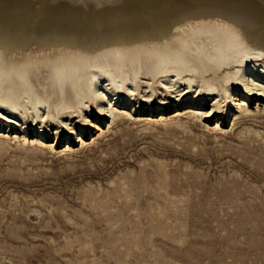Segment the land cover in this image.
<instances>
[{"label": "rangeland", "instance_id": "obj_1", "mask_svg": "<svg viewBox=\"0 0 264 264\" xmlns=\"http://www.w3.org/2000/svg\"><path fill=\"white\" fill-rule=\"evenodd\" d=\"M177 105L57 155L0 131V264H264V118L218 131Z\"/></svg>", "mask_w": 264, "mask_h": 264}, {"label": "bare ground", "instance_id": "obj_2", "mask_svg": "<svg viewBox=\"0 0 264 264\" xmlns=\"http://www.w3.org/2000/svg\"><path fill=\"white\" fill-rule=\"evenodd\" d=\"M263 101L264 0H0L6 141L57 155L63 139L82 146L121 118L166 125L177 104L222 131L263 119Z\"/></svg>", "mask_w": 264, "mask_h": 264}]
</instances>
